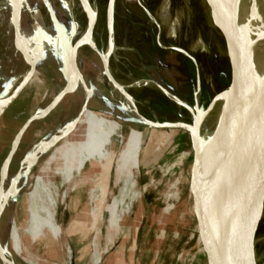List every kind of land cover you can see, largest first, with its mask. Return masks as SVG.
<instances>
[{
  "label": "rangeland",
  "instance_id": "rangeland-1",
  "mask_svg": "<svg viewBox=\"0 0 264 264\" xmlns=\"http://www.w3.org/2000/svg\"><path fill=\"white\" fill-rule=\"evenodd\" d=\"M163 1L88 0L85 9L79 0H31L29 4L36 14L31 19L22 13L20 28L21 39L30 44L38 58L28 78V68L20 54H13L11 45L7 47L13 34L10 20L3 22L0 18V104L7 102L0 107V169L25 120L65 87L69 71L67 46L77 43L85 32L89 25L87 11L95 16L92 40L97 51H106L109 16L116 43L134 48L109 55V71L118 84L125 87L131 78H148V65L152 66V53L158 43L170 46L160 52L166 63L185 66L195 88L203 87L204 101L198 107L206 108L218 92L227 88L230 63L225 43L213 27L203 1L166 0L170 21L178 18L173 37L168 36L167 28L157 18ZM6 4L11 10L13 0ZM237 6L236 3L233 10ZM228 26L231 27L229 23ZM186 57L196 61L197 72ZM142 64L146 65L144 73L138 70ZM77 66L84 86L65 94L44 118L29 126L9 163L3 182V195L8 196V201L0 213V246L14 264H195L197 221L189 190L193 149L188 132L153 129L136 121L130 102L101 75L102 61L89 45L78 49ZM172 73L161 72V78L168 82ZM126 89L139 112L153 121L189 124L195 115V98L188 103L180 99L185 105L177 103L179 110L154 86ZM84 104L105 117V129L112 130L99 150L91 148L82 159L78 150L83 145L85 124L77 126L76 120ZM221 106L215 102L205 117L203 125L208 130L220 115ZM177 110L181 118L175 115ZM132 129L141 135L135 161L123 153ZM208 130L203 131L204 135ZM61 131L51 147L20 173L26 159L49 145ZM200 196L203 198L201 189ZM31 212L34 223L29 218ZM111 216L118 219L116 226H111ZM196 216L199 263L216 264L205 235L207 226L204 232L206 206L197 209ZM11 224L17 231L19 252L12 247ZM31 230H36L33 236ZM154 251L160 252L157 259L152 258ZM255 254L257 264H264V215L255 232Z\"/></svg>",
  "mask_w": 264,
  "mask_h": 264
},
{
  "label": "water",
  "instance_id": "water-1",
  "mask_svg": "<svg viewBox=\"0 0 264 264\" xmlns=\"http://www.w3.org/2000/svg\"><path fill=\"white\" fill-rule=\"evenodd\" d=\"M79 1L82 5L81 0ZM202 1L213 27L224 40L226 54L230 63V77L227 88L217 93L206 108L198 107L195 97V105L192 109L195 115H193L194 117L189 124L184 122H158L143 116L139 112L134 98L128 93L126 87L118 84L110 74L108 64L109 54L104 59V53L101 54L95 47L91 49L99 55L102 61L103 75L111 87L117 90L123 98L130 102L132 107L131 112L134 114L136 121H139L145 127L153 129H180L187 131L189 134L191 147L193 149L189 190L192 196V211L197 221L195 226L196 250L193 256L195 264H200L199 251L201 246L198 235L199 220L196 216V211L200 207L211 205V202L200 196V180L197 175V168L201 161L195 151L193 137H195L200 144L205 142L203 140L204 133L201 131L203 121L213 107V104L220 101V96L225 93L228 95L230 99V108L228 127L225 133L222 168L224 187L220 199L214 203V205L219 208L218 236L224 257L223 264H257L255 254V232L258 222L262 217H255V227H253V222H245V215L255 194L260 189H264V96L254 104H251L248 108L243 110L240 108V105L243 103L242 98L245 92L254 82L253 76L256 69L253 61V44L251 41L250 29L249 25L244 24L243 34L246 43L238 58L236 60L233 59L228 47V32L210 11L207 0ZM86 6L88 7V4ZM92 28L93 23L90 25L89 42L92 40ZM109 41L110 37L108 35V42ZM84 44H87V42H77L69 47L67 62L71 63L72 52L78 51L80 46ZM27 78L24 79L21 87L25 84ZM71 87L72 83L66 84L45 108L30 116L14 136L8 154L0 169V213L8 201V196L3 195V182L8 173L9 163L13 158L23 133L32 122L42 118L53 109L65 94L73 91L74 89ZM174 100L180 105H185L176 97ZM6 104L7 102H5L2 107ZM85 106L86 104H84V108H86ZM188 109L191 110L189 107ZM73 124H75V120ZM213 134L208 139H210ZM261 146H263V152L257 157L256 154L259 150H262Z\"/></svg>",
  "mask_w": 264,
  "mask_h": 264
},
{
  "label": "bare ground",
  "instance_id": "bare-ground-1",
  "mask_svg": "<svg viewBox=\"0 0 264 264\" xmlns=\"http://www.w3.org/2000/svg\"><path fill=\"white\" fill-rule=\"evenodd\" d=\"M30 1L31 0H13V4L10 8L11 10H9L6 4L7 0H0L1 21L5 22V21L10 20L11 26L13 27V34H11V36L9 37L7 41V47L11 45L12 53L14 54L15 52H18L20 54L22 58L21 60L23 61L25 66H27L28 68L27 73H26V75H28L27 77H29L30 74L28 73H30L33 70V67L38 59L37 54L35 55L34 52L32 51L30 44L28 42H24L21 39V34H20L21 14L25 13L31 19H33V17L36 14L33 11L32 6H30L29 4ZM81 2H82V7L86 8L87 7L86 5L88 4V0H81ZM207 3L209 5V8L212 14L219 20L223 28L229 34L228 47H229L230 53L232 54L233 59L235 60L238 58L239 54L241 53V50L244 48L245 43H246L245 37L243 34V26L244 24L249 25L251 41L253 44V61H254L256 69H255V73L253 76L254 82L251 84L250 88L245 92L242 98L243 103L240 105V108H242V110L246 109L249 106H251V104H254L256 101H258L264 96V0H207ZM236 3L238 5L237 9L233 10V6ZM169 5H170V1H169ZM87 18L89 21L88 24L91 25L94 22L95 16L90 11H87ZM157 18H158V21L167 28L168 36L173 37V34L175 33V25L178 24L177 23L178 18L176 17L174 20L170 21V18L168 16V5H167L166 0L162 2L160 8L158 9ZM228 23L231 26L230 28L228 26ZM231 23L232 24L234 23V24L232 25ZM90 25H87L85 32L81 35L78 42L79 43L87 42V45H89L91 48L92 47L94 48L95 47L94 42L92 40H90L89 42ZM113 30H114L113 23H112L111 17H109L108 22H107V31L110 37V41L107 43L108 45L106 46V51L104 53V56H105L104 59L107 57L108 54L110 55L114 51ZM198 43L201 44L200 41H198ZM67 47H68V52L66 54H67V59H68L69 45ZM71 57H72L71 58L72 60L70 59L71 63L67 62V65H68L67 67L69 71L66 74V84L72 83L71 88L76 90L78 87H81V85L84 86V81L82 78V74L77 66L78 51H73ZM150 85L151 83L149 81L135 80L125 87L126 88L141 87V86L149 87ZM196 96H198L197 93H196ZM5 102L6 100L0 104V107H2L5 104ZM219 102L222 103V106H221L222 110L220 111V115L217 117L216 121H214V123L210 126L209 130L204 125H202L201 127V131L208 130L207 134L204 135L203 137V140L205 142L203 141L204 143L200 144L198 140L195 137H193V144H194L195 151L197 152V155L199 156L200 161H201L197 168V175L200 180V189L202 192V196H203V199L211 202V205L206 206L207 220L204 226V232H205V227L207 226L208 233L205 232V235L207 236L209 247L214 256L215 263L223 264L224 257H223L222 249L220 246L219 236H218L219 235V224H218L219 223L218 222L219 208L216 207L214 203L220 199L222 195L223 187H224L222 168H223V159H224L225 133L228 127V120H229L230 99L228 95L225 93L220 96ZM106 120L107 119H105V117L98 116L95 112L91 111L90 109L83 108L80 117L77 118L76 120L77 126L80 124L82 125V123L85 124V128L83 130V136H84L83 145L78 150V155H80L82 159L86 158L91 148L94 147L96 150H99L101 148V145L106 139V136H108V133L112 130L111 127L109 128L110 130L109 132L108 130L105 129ZM66 130L68 131V129ZM62 133H63L62 131L58 132L54 137H52L49 145L41 147L38 153L36 155H33L30 159L27 158L25 161V164H23L20 167V170H19L20 173L25 172L30 162H32L33 159L41 156L49 148L48 146H50V144H53L55 140H57V138H59L60 134ZM212 134L213 136L210 139H208ZM140 141H141L140 133L137 130L132 129V131H130V135L128 138L129 145L123 151L125 158H131L133 161L136 160L138 156ZM261 149L262 150H259V152L256 154L257 157H259L261 153L263 152V146H261ZM33 190L35 192V188ZM263 191L264 189H260L255 194L254 198L251 200L249 208L245 215L246 223L253 222L254 224L255 217L259 218L264 215V195H262ZM34 192L32 191L31 194ZM29 215H30L29 216L30 220H32L34 223L33 213L31 212ZM111 220H112L111 226H116L118 219L116 220L114 219V216L113 217L111 216ZM49 224L51 226V223ZM11 226L13 225L12 224L10 225L9 234H11V239L13 243L12 247L14 250L19 252L20 250H19V246H17L18 244L16 240L17 231L15 232L14 228H11ZM35 231L34 230L30 231L32 236L34 235L33 233H35ZM52 233H54V231ZM2 247H0V264H14L11 260H9L7 252L3 250Z\"/></svg>",
  "mask_w": 264,
  "mask_h": 264
},
{
  "label": "flooded vegetation",
  "instance_id": "flooded-vegetation-1",
  "mask_svg": "<svg viewBox=\"0 0 264 264\" xmlns=\"http://www.w3.org/2000/svg\"><path fill=\"white\" fill-rule=\"evenodd\" d=\"M151 20L153 23H155V21L152 18H151ZM113 29H114V25H113ZM154 44H155V39H154ZM113 46H114V51L112 53L117 52V51H121V52L122 51H126V52L128 51L129 52V51H132L134 49L133 47L131 48V46L130 45L128 46L127 44L126 45H118L116 43L114 30H113ZM155 47H156V50L154 51V53H152V57H151L152 65L155 64L156 61L159 59L161 61V72L173 71V73L169 77V80L167 79L168 82H164L163 79L161 78V90L159 88H157V86H155V84L153 82L146 79L151 83L150 86H154L156 91H158V93H160L163 98L165 97V99L173 101V103L176 106H178L179 104H177V102L174 100L175 97H177V98H179L185 102H188V100L191 98H192V102H193L194 98L196 97L197 104H201L204 101V96H203V91H202L203 87L200 85V87L195 88V85L192 84L193 80L190 79V76L188 75L187 69L185 68V66H182L180 63H178V64L166 63V59H164L165 57L163 58V56H161V53H160V52H162L161 49H163V50H165L167 48L170 49V46H168V47L160 46V44L156 43ZM186 59H188L189 62H191L193 64L194 70L197 72L196 61H193L187 57H186ZM144 66H146V65L142 64L141 65L142 68L138 67V70L144 73L145 72ZM148 68H149V65H148ZM130 81H135V79L131 78ZM131 88H135V87H131ZM196 93L198 96H196ZM178 107H179L178 109L180 110L181 107L180 106H178ZM192 109H193V107H192ZM179 110L176 111L175 115L178 118H181Z\"/></svg>",
  "mask_w": 264,
  "mask_h": 264
},
{
  "label": "crops",
  "instance_id": "crops-1",
  "mask_svg": "<svg viewBox=\"0 0 264 264\" xmlns=\"http://www.w3.org/2000/svg\"><path fill=\"white\" fill-rule=\"evenodd\" d=\"M35 71V70H34ZM101 75L102 76H104L103 75V73H101ZM147 79L149 80V81H151V82H153L154 84H155V86H157V88H159L160 90H161V61L158 59L157 61H156V63L155 64H153L152 66H149V68H148V74H147ZM148 80H146V81H148ZM89 96H91V95H89ZM16 96H14V98H15ZM4 98V97H3ZM51 102V100L46 104V106L49 104ZM45 106V107H46ZM45 107H43V108H45ZM43 108H41L40 110H42ZM39 111V110H38ZM37 110L32 114V115H34L35 113H37L38 112ZM49 113V112H48ZM47 113V114H48ZM46 114V115H47ZM31 115V116H32ZM45 115V116H46ZM42 118H44V116L42 117ZM28 119V118H27ZM26 119V120H27ZM41 119V118H40ZM25 120V121H26ZM39 120V119H38ZM150 120H152V119H150ZM34 122H36V121H34ZM34 122H32L29 126H31ZM29 126H28V128H29ZM27 128V129H28ZM26 129V130H27ZM25 130V131H26ZM21 140V139H20ZM49 140V139H48ZM48 140H47V142H48ZM19 143H20V141H19ZM45 144V143H44ZM11 146V145H10ZM18 146H19V144H18ZM18 146H17V148H16V150H15V152H14V155H13V157L15 156V154H16V152H17V149H18ZM48 147H51V145L50 146H48ZM5 160V159H4ZM4 162V161H3ZM159 253L160 252H157V251H154V255H153V259H157L158 258V255H159Z\"/></svg>",
  "mask_w": 264,
  "mask_h": 264
}]
</instances>
